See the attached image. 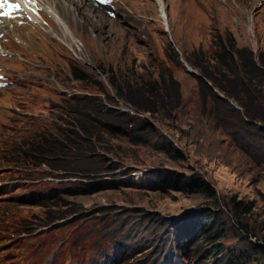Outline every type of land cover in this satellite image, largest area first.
I'll use <instances>...</instances> for the list:
<instances>
[{"label": "rangeland", "instance_id": "obj_1", "mask_svg": "<svg viewBox=\"0 0 264 264\" xmlns=\"http://www.w3.org/2000/svg\"><path fill=\"white\" fill-rule=\"evenodd\" d=\"M29 3L0 18V264L263 263L264 124L214 119L185 56L202 61L220 36L264 59V0ZM107 74L151 97L172 74L180 105L152 114L117 98L126 122L63 140L74 128L62 121L66 98L103 96L97 80L113 95ZM238 202L250 212L236 213ZM207 213L224 222L218 240L201 236ZM213 246L231 259L214 260Z\"/></svg>", "mask_w": 264, "mask_h": 264}, {"label": "trees", "instance_id": "obj_2", "mask_svg": "<svg viewBox=\"0 0 264 264\" xmlns=\"http://www.w3.org/2000/svg\"><path fill=\"white\" fill-rule=\"evenodd\" d=\"M167 56L172 61L178 60L179 57L172 47ZM185 59L202 75V77L196 76L199 95L214 119L223 120L228 112H232L241 122L249 125L264 124V59L259 61L252 48L236 44L235 41L227 45L226 41L219 36L213 42V50L205 53L202 61L195 60L189 51L186 52ZM107 77L108 84L114 90L113 95L107 91L103 82L97 80L95 86L103 96L73 94L66 98L60 108L63 115L62 121L65 124L73 121L74 128L70 132L65 129L61 131L63 140H69L71 135L78 136L77 138H82L83 135L92 136L94 134L92 130L96 127H111L113 122H126L130 114L110 106L117 104V98L123 99L136 111L152 114L166 112L172 116L171 111L180 105L182 98L180 84L172 74L168 80L164 77L160 79V85L154 87L150 93L153 97L147 96L141 88L135 91L127 90V86L120 85L109 74ZM136 85H140L139 82ZM218 93L223 94L225 98L220 97ZM173 102L175 104L171 106ZM51 109L53 112L54 108ZM30 125L36 127L37 122L33 121ZM43 128L48 129L49 126ZM230 136L244 150L243 144L234 131ZM27 137V133L17 137V142L20 143L18 151H25L28 147ZM41 142H46L47 147L52 150L50 141L43 139ZM39 147V144H35L33 149H39ZM57 149L63 156L69 150L67 146L62 148L61 145ZM50 154L55 152L51 151ZM238 203L239 205L235 207L236 213L241 215L250 212L249 206L242 202ZM204 216L203 220H206V223L201 222V236L211 240L223 237L225 228L222 218L212 213ZM213 247H215L212 248L215 251L214 260L218 259V254H224L221 259L226 261L231 259V254H225L224 248ZM256 247L264 254V243L256 244Z\"/></svg>", "mask_w": 264, "mask_h": 264}, {"label": "bare ground", "instance_id": "obj_3", "mask_svg": "<svg viewBox=\"0 0 264 264\" xmlns=\"http://www.w3.org/2000/svg\"><path fill=\"white\" fill-rule=\"evenodd\" d=\"M15 2H21L22 5V9L23 10H27V12H30L31 10H33L34 8L32 7V5L29 3V0H14ZM160 3V2H159ZM49 12L51 13V15L54 17H58L61 19L60 15L57 14L53 9L49 10ZM12 17V15H11ZM9 17V18H11Z\"/></svg>", "mask_w": 264, "mask_h": 264}, {"label": "clouds", "instance_id": "obj_4", "mask_svg": "<svg viewBox=\"0 0 264 264\" xmlns=\"http://www.w3.org/2000/svg\"><path fill=\"white\" fill-rule=\"evenodd\" d=\"M90 1H92L93 3H95L96 5L101 6V7L112 8L113 0H109V2L107 4L97 2L96 0H90ZM111 15L114 16V14H111ZM0 75H2V78H0V86H3L5 84H7V83H6L5 80H3L5 78V76H4L3 73H1V71H0Z\"/></svg>", "mask_w": 264, "mask_h": 264}, {"label": "water", "instance_id": "obj_5", "mask_svg": "<svg viewBox=\"0 0 264 264\" xmlns=\"http://www.w3.org/2000/svg\"><path fill=\"white\" fill-rule=\"evenodd\" d=\"M186 66H187V69H188V71L191 73V74H193V75H195V76H197V77H202V75L193 67V66H190V65H188L187 63H186ZM219 94V96L220 97H222V98H225V96L223 95V94H221V93H218ZM229 100V99H228Z\"/></svg>", "mask_w": 264, "mask_h": 264}, {"label": "snow or ice", "instance_id": "obj_6", "mask_svg": "<svg viewBox=\"0 0 264 264\" xmlns=\"http://www.w3.org/2000/svg\"><path fill=\"white\" fill-rule=\"evenodd\" d=\"M0 6H2V3H0ZM10 7H14V8H20L21 5L20 4H15V5H10ZM0 15H8V13H0Z\"/></svg>", "mask_w": 264, "mask_h": 264}]
</instances>
